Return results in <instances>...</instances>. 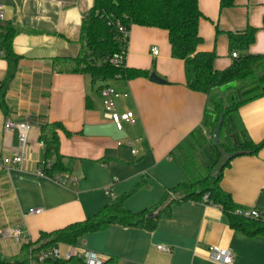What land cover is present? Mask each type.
<instances>
[{
    "label": "crops",
    "instance_id": "obj_1",
    "mask_svg": "<svg viewBox=\"0 0 264 264\" xmlns=\"http://www.w3.org/2000/svg\"><path fill=\"white\" fill-rule=\"evenodd\" d=\"M94 2L0 0L3 26L17 32L11 44L17 57L11 78L8 60L0 55V92L6 82L3 105L0 101V256L4 259L15 261L25 255L22 244L3 233L7 229L21 227L27 236L23 244L38 247L42 234L85 221L144 181L126 199L125 208L131 213L150 210L166 191L186 181L184 157L193 155L191 160H199L200 167L207 163L205 150L211 138L203 121L210 101L187 87L184 62L171 57L167 31L130 29L126 66L147 71L148 77L108 83L127 95L116 101L117 112H133L136 117V123L124 124L122 131L105 116L99 84L67 71L80 55L83 17ZM220 2L199 0L203 14L199 50L215 52L214 67L223 71L233 63L230 33L256 28L249 53L264 55V0H235L234 8L224 10ZM154 48L158 56L152 54ZM153 73L166 83L151 82ZM7 121L31 126L19 166L11 164L22 152L19 133L6 130ZM56 123L65 129L58 132L66 167L55 176L59 179L44 174L43 166L56 162L57 153L48 152L40 141L42 128ZM236 125L254 143L264 141V97L243 106ZM220 186L236 207L258 211L264 223V149L257 156L233 159ZM37 210L43 213H32ZM153 220L152 231L114 224L86 234L77 246L100 254L107 264H218L209 258L212 246L231 250L232 264H264V234L234 229L218 206L189 201L174 206L170 216L161 213ZM253 223L249 220L245 226L250 232ZM60 245L63 250L69 246Z\"/></svg>",
    "mask_w": 264,
    "mask_h": 264
},
{
    "label": "trees",
    "instance_id": "obj_2",
    "mask_svg": "<svg viewBox=\"0 0 264 264\" xmlns=\"http://www.w3.org/2000/svg\"><path fill=\"white\" fill-rule=\"evenodd\" d=\"M235 6V0L220 2L222 10ZM202 18L199 0H95L94 7L83 17L80 55L71 62L67 71L89 76L94 84H99L98 91L117 79L147 78V71L128 68L125 60L122 63H114V56L121 53V44L116 40L113 22L120 21L128 29L139 26L167 31L171 57L184 62L187 87L193 92L207 96L210 101L203 121V127L211 138L205 150L207 173L200 177L197 167L195 168V161L186 160L182 166L186 181L166 191L162 201L152 209L131 213L125 208L126 199L142 188L146 184L144 181L138 184L131 194L115 198L112 204L85 221L71 224L53 233L42 234L38 247L30 242L22 244L25 255L20 260H8L0 256V264H29L28 255L31 250L38 252L59 244L77 246L79 239L86 234L103 231L114 224L152 231L156 227V220L147 219L150 213L160 210V214L170 216L174 206L189 201H200L220 207L236 230L248 235L264 234V223L260 221L261 219L245 217L238 213L240 209L233 203L230 194L220 186L222 176L219 179L211 177V172L221 157V149L228 154L242 153V156H257L264 149V141L254 143L246 131L236 125L239 110L264 97V55L249 53L258 30L249 27L242 32L229 34L230 55L232 57L233 53H238V57L233 58L229 68L218 71L214 67L217 54L199 50L203 45V39L199 34ZM0 28L2 29L0 48L4 50L8 60V78H11L17 62L11 44L17 32L11 27L3 26L2 23ZM5 84L6 82L1 84V105L6 90ZM222 118L221 144L216 146L213 143V134ZM59 131H65L60 123L44 126L41 130V143L48 152L52 150L57 153L56 162L43 166L44 174L49 178H55L57 174L66 171L63 157L59 152ZM249 220L256 221L253 223L252 232L245 227ZM49 264L83 263L73 259L51 261Z\"/></svg>",
    "mask_w": 264,
    "mask_h": 264
},
{
    "label": "built area",
    "instance_id": "obj_3",
    "mask_svg": "<svg viewBox=\"0 0 264 264\" xmlns=\"http://www.w3.org/2000/svg\"><path fill=\"white\" fill-rule=\"evenodd\" d=\"M5 12L2 6H0V23L5 22ZM114 29L116 31V40L121 44V53L114 56V63H122L125 60V55L128 50L129 38H130V29L123 25L120 21L113 22ZM2 29L0 28V35ZM152 54L158 56V48L152 49ZM0 55L4 56L5 52L0 51ZM238 53H233L232 58L236 59ZM100 95L103 100V106L105 110V116L109 119L116 127L118 131H122L124 124L134 125L136 123V117L133 112L118 113L116 109V101L121 97H127V95H121L117 93L111 87H106L100 91ZM6 130L17 129L19 133V143L21 147V154L17 157H14L11 161L13 166H19L24 161V151L25 146L28 142V137L30 133V123L29 122H16L7 121L5 124ZM120 145V143H119ZM130 145V143H128ZM135 154V151L132 152ZM59 179L58 176L55 177ZM107 194H110V191H107ZM33 214L43 213V210L32 211ZM238 213L243 214L245 217L260 219L261 215L258 211H243L239 210ZM5 235L14 240L17 244H23L27 241V236L25 231L21 227H16L13 229H7L3 232ZM160 251L171 252V248L159 247ZM208 254L210 260L218 264H232L233 262V253L229 249L220 248L212 246L208 249ZM73 259L80 260L83 264H105L106 259L100 254L86 250L80 246L69 245L65 250L62 249L61 245L43 249L38 252L30 251L28 255L29 264H47L51 261H70Z\"/></svg>",
    "mask_w": 264,
    "mask_h": 264
},
{
    "label": "water",
    "instance_id": "obj_4",
    "mask_svg": "<svg viewBox=\"0 0 264 264\" xmlns=\"http://www.w3.org/2000/svg\"><path fill=\"white\" fill-rule=\"evenodd\" d=\"M150 81L157 84H165L166 82L156 76L155 73H153L150 76ZM223 125V118L221 119L219 125L217 126L214 134H213V143L216 146H219L221 144V138H220V132ZM221 157L219 159V162L217 163L216 167L211 172V177L213 179H219L222 176L223 171L226 169L228 164L235 158L242 156V153H235V154H228L224 149L220 150ZM160 214V210L154 211L150 213L147 216V219L153 220L158 217Z\"/></svg>",
    "mask_w": 264,
    "mask_h": 264
},
{
    "label": "rangeland",
    "instance_id": "obj_5",
    "mask_svg": "<svg viewBox=\"0 0 264 264\" xmlns=\"http://www.w3.org/2000/svg\"><path fill=\"white\" fill-rule=\"evenodd\" d=\"M192 157H193V155L186 156V157H184V159L182 161L183 162L186 161V160L189 161ZM196 167H197V171H199L198 173H199L200 177L207 173V170L204 168V166L200 167L199 160H196L195 168Z\"/></svg>",
    "mask_w": 264,
    "mask_h": 264
}]
</instances>
